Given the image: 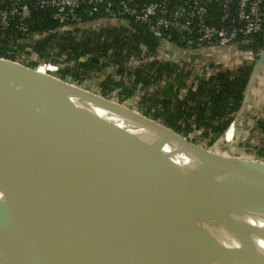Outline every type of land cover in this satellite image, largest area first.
I'll list each match as a JSON object with an SVG mask.
<instances>
[{
  "label": "water",
  "instance_id": "95a60500",
  "mask_svg": "<svg viewBox=\"0 0 264 264\" xmlns=\"http://www.w3.org/2000/svg\"><path fill=\"white\" fill-rule=\"evenodd\" d=\"M121 24L155 40L134 21ZM261 61L264 52L253 72ZM0 62L22 74L29 69L1 58ZM3 82L0 77V85L9 88ZM13 90L53 94L58 113L72 122L65 142L78 154L89 155L71 142L74 133L113 139L124 151L87 156L60 176L64 169L40 168L0 141V264L100 260L121 244L175 234L168 228L171 223L211 226L244 218L258 224L255 237L264 246L263 164L208 153L99 96L105 103L102 113L85 124L57 92L29 86ZM211 191L214 201L192 205Z\"/></svg>",
  "mask_w": 264,
  "mask_h": 264
},
{
  "label": "trees",
  "instance_id": "16d2710c",
  "mask_svg": "<svg viewBox=\"0 0 264 264\" xmlns=\"http://www.w3.org/2000/svg\"><path fill=\"white\" fill-rule=\"evenodd\" d=\"M100 1L91 16L87 12H92V6L83 5L78 10L82 22L87 23L85 28L78 24L64 27L53 19L54 10L28 3L29 15L23 22L26 32L18 29L16 18L11 19L7 28L0 27V58L17 64L25 62L29 69L40 63L58 65L57 78L84 89V84L96 81L100 95L114 102L124 103L138 91L145 117L158 121L183 139L195 143L197 136L213 145L223 138L233 128L236 114L244 109L246 90L264 52V25L262 32L238 38L239 49L250 57L237 69L210 65L203 74L195 75L186 66L158 60L159 42L147 34L128 26L93 28L103 17L108 0ZM132 1L138 7L166 1L172 10L191 0ZM230 1L234 12L237 0ZM223 2L213 0L207 4L206 25L216 29L229 26V22L221 21ZM169 34L173 41L180 37L177 33ZM101 72L106 74L104 78H94ZM159 83L163 86L159 87ZM255 125L248 133L258 130L264 134V124ZM256 150V156L261 158L263 146ZM258 162L261 164V159Z\"/></svg>",
  "mask_w": 264,
  "mask_h": 264
},
{
  "label": "bare ground",
  "instance_id": "6f19581e",
  "mask_svg": "<svg viewBox=\"0 0 264 264\" xmlns=\"http://www.w3.org/2000/svg\"><path fill=\"white\" fill-rule=\"evenodd\" d=\"M0 62V77L7 87L0 85V141L36 160L41 168L62 170L64 176L87 160V156L105 157L124 151L113 139L89 137L80 133L70 136L75 146L89 155H80L65 142V133L72 122L58 113L53 94L38 91H14L22 86L42 87L57 92L82 121L93 123L92 117L102 113L105 104L96 95L73 87L47 72L52 69L40 65L20 73ZM85 90V91H82ZM30 130V133H27ZM215 199V192H205L192 201L202 206ZM211 226L168 224L176 231L171 235L141 238L121 244L103 255L100 260L78 261L81 264H264V246L256 239L255 220L239 219ZM244 223L240 234L238 227Z\"/></svg>",
  "mask_w": 264,
  "mask_h": 264
},
{
  "label": "built area",
  "instance_id": "2783aa9c",
  "mask_svg": "<svg viewBox=\"0 0 264 264\" xmlns=\"http://www.w3.org/2000/svg\"><path fill=\"white\" fill-rule=\"evenodd\" d=\"M211 1L213 0H191L182 7L169 10L166 1L138 7L132 0L120 2L108 0L103 7V17L93 27L126 26L121 23L134 21L159 42V53L163 54L165 52L170 53L169 55L199 54L202 60L210 55L216 56L217 53L227 56L244 54L245 52L239 49L238 38L262 32L264 0H237L234 12L231 9V1L224 0L221 4V21L229 22V26L222 29L208 26L204 22L207 4ZM100 2V0H0V27L7 28L11 19L16 18L19 21L18 29L26 32L23 22L29 15L28 3H33L38 8L54 10L53 19L64 27L78 24L85 28L87 23L82 22L78 10L83 5L92 6V12H87L88 16H91ZM170 32L177 33L180 37L173 41ZM43 66L54 71H58L59 68L58 65L51 63H44ZM97 77L103 78L105 73H99Z\"/></svg>",
  "mask_w": 264,
  "mask_h": 264
},
{
  "label": "rangeland",
  "instance_id": "374dc122",
  "mask_svg": "<svg viewBox=\"0 0 264 264\" xmlns=\"http://www.w3.org/2000/svg\"><path fill=\"white\" fill-rule=\"evenodd\" d=\"M93 28L98 29V26H95ZM170 53L165 52L163 53H159L157 55L158 60L162 61V62H172V63H176V64H180L181 66H183L187 70H194V73H197L195 75H199L201 74L203 71H205L204 69L206 67H209L210 65H214V63L216 62H221L222 65H226L227 69H232L234 66L228 61L227 59V55H221L220 53H217L216 56L215 55H210L209 57H207L205 60H202L201 56H188L186 54H177V55H169ZM239 54V53H237ZM245 61V60H244ZM25 62L23 64H19L21 67L23 68H27L26 65H24ZM40 65H44V63H40L38 64L37 67H39ZM179 65V66H180ZM188 67V68H187ZM223 69L226 67L221 66ZM59 69V68H58ZM50 76L59 79L56 77L55 74L58 73V71H54L52 70L51 72H47ZM203 74V73H202ZM96 79H98V77H94ZM61 80V79H59ZM62 81V80H61ZM65 82V81H64ZM67 83H70L69 85L73 86V87H78L76 86L73 82L68 81ZM189 83V82H187ZM84 84V83H83ZM85 85V92H88L89 94L92 95H97L99 97H102L100 95V90L97 86L96 81L92 83L89 82L88 84H84ZM163 83H159V87H162ZM91 90V91H88ZM138 91L135 92V97H132L130 100H126L124 101V103H120V102H114L118 105L121 106H125L128 109H130L131 111H134L138 114H140L141 116L145 117L142 107L140 105V101L138 98ZM115 97V96H113ZM103 99H105L106 101L111 102L109 99H106L105 97H102ZM254 114L253 112L250 113H246L244 115H240V113H237L235 121V130H234V134L232 137V132H233V128L231 130H229L228 132H226V134H224L223 138H220L219 140H217L213 145H209L207 144V142L203 139H200L199 137L195 136L194 138H196L197 141L192 142L186 138H184V140L186 139L187 142H189L190 144H192L193 146L199 147L204 149L205 151H207L208 153L214 154V155H218V156H222V157H231V158H235V159H240V160H245V161H249V162H258V160L260 159L259 157H257L256 155L259 154L258 151L256 149H259L263 146L264 149V144H261V142L264 143V139L263 136L261 135L262 133H259L260 131L258 130H254L251 133H248V130L254 129L256 127V118L252 117V115ZM148 118V117H146ZM150 119V118H148ZM152 120V119H150ZM252 120V121H251ZM259 120L262 119H258L257 121L259 122ZM154 121V120H152ZM251 123L255 126L252 127ZM158 124H160L158 121H154ZM250 132V131H249ZM183 138V137H181ZM231 138V140H230ZM230 140V141H229ZM11 150L15 151L18 155H20L21 157H23L24 159H26L27 161H29L30 163L38 166L41 168V166L39 165V163L34 160L33 158L26 156L25 154H23L22 152L16 150V149H12ZM264 156V154L262 155ZM262 162V159H261ZM68 264H81L78 262H72V263H68Z\"/></svg>",
  "mask_w": 264,
  "mask_h": 264
},
{
  "label": "crops",
  "instance_id": "0c3cea01",
  "mask_svg": "<svg viewBox=\"0 0 264 264\" xmlns=\"http://www.w3.org/2000/svg\"><path fill=\"white\" fill-rule=\"evenodd\" d=\"M191 56H200L199 54L197 55H191ZM223 56V55H222ZM250 55H247V54H232V55H228L227 56V59L234 67L230 70H235L238 68L239 65H241L244 60L246 58H249ZM259 66L256 70V72H253V75H252V82H251V86L248 90H246L247 92V95L243 101V110L240 111V115H244L246 113H250V112H253L254 114L252 115V117H255L257 120L258 119H262V120H259V122H262L264 124V61L262 62H259ZM215 66L217 67H221V66H224L226 67L227 69V66L226 65H222L221 62H216L214 63ZM103 73V72H101ZM106 76V74H105ZM104 78V77H103ZM99 79H102V78H99ZM256 120V122H258ZM252 121V120H251ZM250 121V124L252 127H254V125L251 123ZM236 123V121L234 122ZM257 124V123H256ZM234 130H235V124L233 126V132H232V137H233V134H234ZM263 136V139H264V134L262 133L261 134ZM231 140V138H230ZM229 140V141H230ZM264 154V153H263ZM262 154V155H263ZM261 155V158L262 159V162L261 164L264 165V156Z\"/></svg>",
  "mask_w": 264,
  "mask_h": 264
}]
</instances>
